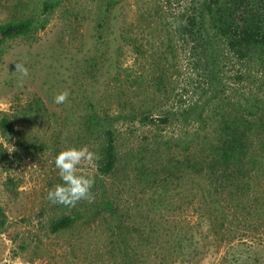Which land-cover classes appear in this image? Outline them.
Wrapping results in <instances>:
<instances>
[{
    "label": "rangeland",
    "instance_id": "rangeland-1",
    "mask_svg": "<svg viewBox=\"0 0 264 264\" xmlns=\"http://www.w3.org/2000/svg\"><path fill=\"white\" fill-rule=\"evenodd\" d=\"M106 1L0 0V119L14 129L0 130L8 158L0 162V264H264V82L253 86L252 107L233 106L225 98L236 88L243 104V86L204 83L175 42L162 55L168 40L154 0H115L104 14ZM20 21L25 33L5 34ZM63 90L68 99L54 103ZM189 106L204 123L182 117ZM219 108L253 121L240 181L184 168L209 147ZM93 113L98 130L87 123ZM105 129L116 160L103 174ZM81 145L99 157L80 165L94 177V199L53 204L54 157ZM65 216L73 223L52 232Z\"/></svg>",
    "mask_w": 264,
    "mask_h": 264
},
{
    "label": "trees",
    "instance_id": "trees-1",
    "mask_svg": "<svg viewBox=\"0 0 264 264\" xmlns=\"http://www.w3.org/2000/svg\"><path fill=\"white\" fill-rule=\"evenodd\" d=\"M115 0H107L103 13L107 14ZM153 17L161 20L168 44L166 51L173 53L175 43L184 53L187 65L204 73V83L209 86H243L242 102L233 96L236 88H231V95L225 98L234 105L252 107L250 104L258 97L254 95L253 86H263L264 82V0H154ZM46 6L48 3L45 4ZM25 22L5 25V34L11 35L12 29L25 33L29 28ZM124 41L138 49L133 37L122 34ZM138 51V50H137ZM160 61V60H159ZM154 86L162 83L161 75L156 78ZM214 83V84H213ZM247 88L245 90V87ZM247 91V94H245ZM219 103L224 99L216 97ZM212 110V107H211ZM249 116H253L248 110ZM217 126L210 134L209 147L206 152L184 164L185 170L209 176L215 181L237 180L245 177V160L251 149L248 132L253 121L235 114L220 112L217 109ZM202 110L189 106L181 112L184 119L193 117L197 124L205 122ZM206 114V112H205ZM167 123L169 116L159 118ZM89 127L98 130L102 121L96 114L88 117ZM0 130L12 134L13 126L7 118L0 119ZM249 157V156H248ZM4 154L0 162L7 161ZM115 144L113 132L104 130L101 146V163L98 171L106 174L115 164ZM249 170L247 169V172ZM225 178V179H224ZM106 206L107 203H104ZM110 207L109 205H107ZM74 219L65 216L51 225L56 232L70 226Z\"/></svg>",
    "mask_w": 264,
    "mask_h": 264
},
{
    "label": "clouds",
    "instance_id": "clouds-1",
    "mask_svg": "<svg viewBox=\"0 0 264 264\" xmlns=\"http://www.w3.org/2000/svg\"><path fill=\"white\" fill-rule=\"evenodd\" d=\"M15 69L22 72L24 76L28 75L26 67L17 65ZM68 96V90L60 91L53 97V102L63 104ZM98 159V155L87 145L68 146L60 150L54 157V164L61 182L48 190L47 199L53 204L67 207H75L80 200L91 202L94 199L91 189L95 180L93 175L80 165L82 161L93 164Z\"/></svg>",
    "mask_w": 264,
    "mask_h": 264
}]
</instances>
